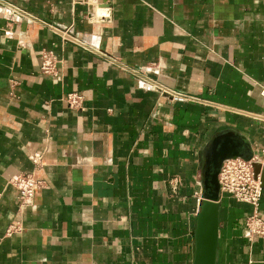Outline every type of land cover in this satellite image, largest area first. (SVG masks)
Returning <instances> with one entry per match:
<instances>
[{
    "label": "crops",
    "instance_id": "0c3cea01",
    "mask_svg": "<svg viewBox=\"0 0 264 264\" xmlns=\"http://www.w3.org/2000/svg\"><path fill=\"white\" fill-rule=\"evenodd\" d=\"M220 132L260 177L264 0H0V264H193L203 152ZM32 173L22 208L10 181ZM219 200L216 264H264L249 208Z\"/></svg>",
    "mask_w": 264,
    "mask_h": 264
},
{
    "label": "built area",
    "instance_id": "2783aa9c",
    "mask_svg": "<svg viewBox=\"0 0 264 264\" xmlns=\"http://www.w3.org/2000/svg\"><path fill=\"white\" fill-rule=\"evenodd\" d=\"M16 16L21 18L23 15L17 13ZM62 35L65 42L79 44L71 33L65 32ZM58 63L59 61L54 54L46 51L42 52L41 73L46 76H56ZM62 100L72 110L83 111L84 109L85 98L79 93L66 94ZM29 159L37 169L43 165L44 155L43 153H36L30 156ZM218 182L222 195H227L237 203L244 204L249 208L244 224L246 241L251 244L256 237L264 240V220L260 215V203L264 191L260 177L254 171L253 160L245 161L241 158H234L224 161L218 176ZM10 184L17 190L20 207L22 208L33 203L35 194L41 185L34 173L20 174L12 178ZM22 231L21 222H15L8 228L7 234H18Z\"/></svg>",
    "mask_w": 264,
    "mask_h": 264
},
{
    "label": "water",
    "instance_id": "95a60500",
    "mask_svg": "<svg viewBox=\"0 0 264 264\" xmlns=\"http://www.w3.org/2000/svg\"><path fill=\"white\" fill-rule=\"evenodd\" d=\"M252 157L248 145L233 133L220 132L206 145L203 152L201 202L194 231L193 264H216L221 194L218 176L224 161L234 158L251 161ZM260 182L264 191V167Z\"/></svg>",
    "mask_w": 264,
    "mask_h": 264
}]
</instances>
